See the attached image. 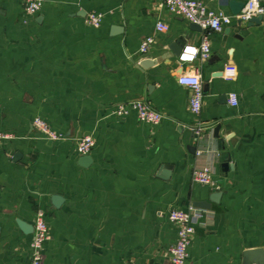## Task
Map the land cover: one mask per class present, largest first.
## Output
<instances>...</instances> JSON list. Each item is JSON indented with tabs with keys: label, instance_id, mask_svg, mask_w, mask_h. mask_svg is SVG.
Here are the masks:
<instances>
[{
	"label": "crops",
	"instance_id": "crops-1",
	"mask_svg": "<svg viewBox=\"0 0 264 264\" xmlns=\"http://www.w3.org/2000/svg\"><path fill=\"white\" fill-rule=\"evenodd\" d=\"M201 1L231 13L229 0ZM92 11L104 15L97 27ZM205 33L162 0H44L35 15L0 0V132L11 135L0 141V264H30L32 232L18 221L33 225L39 209L49 232L41 264H171L169 212L189 206L204 216L185 264H264V16L209 33L206 60L183 59ZM194 71L198 116L177 81ZM134 100L164 118L115 112ZM35 117L65 139H44ZM86 134L95 145L83 165L75 139ZM202 167L213 185L192 181Z\"/></svg>",
	"mask_w": 264,
	"mask_h": 264
},
{
	"label": "built area",
	"instance_id": "built-area-1",
	"mask_svg": "<svg viewBox=\"0 0 264 264\" xmlns=\"http://www.w3.org/2000/svg\"><path fill=\"white\" fill-rule=\"evenodd\" d=\"M21 2L28 15H35L41 10L44 0H21ZM162 5L169 13L182 16L190 23H195L206 31L198 47H185V51L181 56L183 59L191 60L196 55H199L203 60L209 57V33L221 31L234 20L248 22L253 17L264 16V5L259 0H246L244 6L237 14L212 10L201 0H162ZM103 17L104 15L102 13L92 11L88 14L87 21L92 26L97 27L101 24ZM155 27L157 31L167 30V25L162 21H157ZM153 40L152 36L145 37L140 43L139 50L146 52ZM177 81L180 85L186 86L189 89V108L195 116H198L201 111L203 99V84L200 73L194 71L192 73L182 74L178 77ZM229 103L233 106L237 104V96L235 93H229ZM128 106L136 110L137 117L140 121L158 124L164 118L161 112L153 109L141 100H134L128 104L119 105L115 112L117 114L126 113ZM33 125L46 140L58 141L65 139L64 135L54 131L48 122L40 117L34 118ZM202 129L203 127L199 125L196 127L195 132L201 133ZM9 137L11 135L0 132V141ZM94 145L95 139L90 134L82 135L75 139V149L80 155L88 154ZM191 179L193 182L201 185L211 186L214 184L211 170L208 167L194 169ZM203 216V210L193 206H189L187 209L172 208L170 210L169 219L177 229L176 240L168 250L171 264L186 263L189 256V246L195 232V225ZM32 226L30 264H41L44 243L49 237L44 211L39 209L35 212Z\"/></svg>",
	"mask_w": 264,
	"mask_h": 264
},
{
	"label": "water",
	"instance_id": "water-1",
	"mask_svg": "<svg viewBox=\"0 0 264 264\" xmlns=\"http://www.w3.org/2000/svg\"><path fill=\"white\" fill-rule=\"evenodd\" d=\"M245 2L243 0H229V6H230V10L232 14H237L242 7L244 6ZM262 5H264V2L261 3ZM263 18V16H257V17H253L252 19H250V22H259L261 21ZM241 22V21H240ZM191 29L192 30H200L201 28L199 27V25L195 24V23H191ZM176 46V47H175ZM175 46H171L170 48L176 53L178 54L180 52V46L178 43H175ZM218 128V126L216 127V129ZM215 129V130H216ZM80 163L83 165H86L87 163H89L90 161V156L88 154L86 155H82L79 159ZM62 198L61 197H57L55 198L54 204L58 205L61 202ZM198 207H206V205L204 203H196L195 204ZM18 224L20 226V228L25 232V233H30L33 230V226L32 225H26L25 223L18 221Z\"/></svg>",
	"mask_w": 264,
	"mask_h": 264
},
{
	"label": "snow or ice",
	"instance_id": "snow-or-ice-1",
	"mask_svg": "<svg viewBox=\"0 0 264 264\" xmlns=\"http://www.w3.org/2000/svg\"><path fill=\"white\" fill-rule=\"evenodd\" d=\"M191 51V50H190Z\"/></svg>",
	"mask_w": 264,
	"mask_h": 264
}]
</instances>
